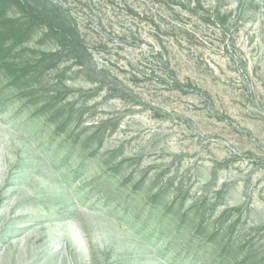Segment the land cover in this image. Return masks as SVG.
Listing matches in <instances>:
<instances>
[{
	"label": "rangeland",
	"instance_id": "1",
	"mask_svg": "<svg viewBox=\"0 0 264 264\" xmlns=\"http://www.w3.org/2000/svg\"><path fill=\"white\" fill-rule=\"evenodd\" d=\"M37 1L84 57L0 54V264H264V0Z\"/></svg>",
	"mask_w": 264,
	"mask_h": 264
},
{
	"label": "trees",
	"instance_id": "2",
	"mask_svg": "<svg viewBox=\"0 0 264 264\" xmlns=\"http://www.w3.org/2000/svg\"><path fill=\"white\" fill-rule=\"evenodd\" d=\"M10 10L14 12L12 16L7 15ZM38 29H44V35L52 34L57 40L55 50L43 53L44 57L68 51L78 63H83L85 43L77 27L67 21L59 7L49 8L37 0H0V54L7 50V43L11 42L8 50L21 46ZM173 86L179 90L182 88L177 79H174Z\"/></svg>",
	"mask_w": 264,
	"mask_h": 264
}]
</instances>
